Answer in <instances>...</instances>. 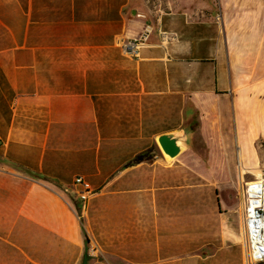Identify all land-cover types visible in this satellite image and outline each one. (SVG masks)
I'll list each match as a JSON object with an SVG mask.
<instances>
[{
  "label": "crops",
  "instance_id": "1",
  "mask_svg": "<svg viewBox=\"0 0 264 264\" xmlns=\"http://www.w3.org/2000/svg\"><path fill=\"white\" fill-rule=\"evenodd\" d=\"M256 170L264 0H0V264H246Z\"/></svg>",
  "mask_w": 264,
  "mask_h": 264
},
{
  "label": "built area",
  "instance_id": "2",
  "mask_svg": "<svg viewBox=\"0 0 264 264\" xmlns=\"http://www.w3.org/2000/svg\"><path fill=\"white\" fill-rule=\"evenodd\" d=\"M153 29L147 26L143 33L136 39L120 43L124 53L130 58H138L142 47L148 42ZM172 39L162 34L163 42ZM75 184L80 186V196L84 209L87 200L95 193L82 178H77ZM242 199L244 201L245 214L243 218V236L246 252V264H264V253L261 251L260 228H264L262 217V203H264V170H260L254 179L245 182L242 187ZM96 249H93L95 252Z\"/></svg>",
  "mask_w": 264,
  "mask_h": 264
},
{
  "label": "water",
  "instance_id": "3",
  "mask_svg": "<svg viewBox=\"0 0 264 264\" xmlns=\"http://www.w3.org/2000/svg\"><path fill=\"white\" fill-rule=\"evenodd\" d=\"M157 143L165 158L173 160L187 148L189 133L187 131H178L163 134L157 138Z\"/></svg>",
  "mask_w": 264,
  "mask_h": 264
},
{
  "label": "bare ground",
  "instance_id": "4",
  "mask_svg": "<svg viewBox=\"0 0 264 264\" xmlns=\"http://www.w3.org/2000/svg\"><path fill=\"white\" fill-rule=\"evenodd\" d=\"M239 162H240V166L244 167V157L242 155H239L238 157ZM256 174L259 172H255ZM262 217L264 218V203H262ZM260 242H261V251L264 253V228H260Z\"/></svg>",
  "mask_w": 264,
  "mask_h": 264
},
{
  "label": "rangeland",
  "instance_id": "5",
  "mask_svg": "<svg viewBox=\"0 0 264 264\" xmlns=\"http://www.w3.org/2000/svg\"><path fill=\"white\" fill-rule=\"evenodd\" d=\"M257 151H258V156H259V151H260V149L258 150L257 149ZM254 172H259V170H256V171H254ZM246 179L248 180V179H250V178H247L246 177ZM229 190H232L233 192H235L236 191V185L233 183V184H231V187L229 188Z\"/></svg>",
  "mask_w": 264,
  "mask_h": 264
},
{
  "label": "trees",
  "instance_id": "6",
  "mask_svg": "<svg viewBox=\"0 0 264 264\" xmlns=\"http://www.w3.org/2000/svg\"><path fill=\"white\" fill-rule=\"evenodd\" d=\"M146 157H145V155H140V156H138L137 158H136V162H138V161H142L143 159H145Z\"/></svg>",
  "mask_w": 264,
  "mask_h": 264
}]
</instances>
